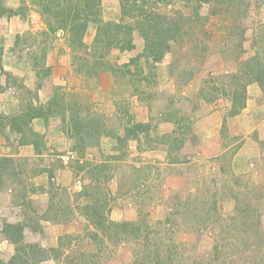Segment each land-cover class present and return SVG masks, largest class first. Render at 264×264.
I'll use <instances>...</instances> for the list:
<instances>
[{"label":"rangeland","instance_id":"rangeland-1","mask_svg":"<svg viewBox=\"0 0 264 264\" xmlns=\"http://www.w3.org/2000/svg\"><path fill=\"white\" fill-rule=\"evenodd\" d=\"M154 1L170 18L151 23L180 30L159 61L141 0H0V188L18 189L30 262L142 263L149 231L165 262L175 242L179 264H264V88L229 115L231 77L264 62V0ZM130 33L141 51L120 48ZM30 109L46 129H11Z\"/></svg>","mask_w":264,"mask_h":264},{"label":"trees","instance_id":"trees-1","mask_svg":"<svg viewBox=\"0 0 264 264\" xmlns=\"http://www.w3.org/2000/svg\"><path fill=\"white\" fill-rule=\"evenodd\" d=\"M98 1V0H96ZM142 1V7L139 6V10L142 12H145V24L148 27L155 28V35L149 37L148 33L146 30H141L142 31V36L145 39L146 43V48L150 49L151 54L153 55L154 59L159 61L166 52H168L171 48L170 45V40H173L177 38V35L180 33L179 28H177V24L172 23L168 25L165 28H161V26L158 23H151L152 20H155L157 17L161 18L164 22H166L170 17H168L167 14H162L157 9H155L154 6H150L148 9L145 8L144 5H147L150 3V0H141ZM155 0L154 2H156ZM208 0H200V3L202 2H207ZM94 4L95 5V0H89V4ZM152 3V2H151ZM200 3L198 4L197 7L200 6ZM90 4V5H91ZM151 5V4H150ZM137 6V5H136ZM1 13H10V14H15L13 13L12 8H8L5 6H1ZM17 13V12H16ZM198 14V13H197ZM162 21V22H163ZM144 22L142 24H144ZM110 25V24H109ZM115 27L120 29L123 28L124 26L120 23H116ZM133 30V28H132ZM173 32V34H172ZM127 39L124 40V44L120 46L121 49H132L134 47L133 39L131 33L128 34ZM112 38L113 34H112ZM231 86H230V100H231V108L229 111L230 116L237 115L241 112L246 107V100H247V87L249 84L257 82L262 88H264V62L257 57H251L245 61H243L242 65H240V68L236 73L233 74L231 77ZM216 90L218 88L216 87ZM207 100V99H206ZM208 100H211V98H208ZM19 119L21 125H17L16 127H13V124L11 125V128L13 129H18L21 130L23 127V124H27L29 121L33 120L36 117H42L41 112H35L34 110H29L26 113H23ZM14 120V119H12ZM146 125V124H145ZM138 126H143V123H140ZM227 127V121L226 118H224L223 122V128L225 129ZM13 163V159L9 156H0V167L5 166V167H10ZM7 170H0V175L3 172H6ZM138 223V222H137ZM136 222H123V223H113L116 225V227H125L128 228L132 227L134 229L135 233H137V230H140L141 223L137 224ZM150 229V227L148 228ZM6 238L14 243L16 245V252L12 256V258L9 261H4L0 258V264H39L42 262L45 257V254H36L37 256L34 257L33 261L30 262V257L32 255V250L28 251L30 254L27 256V249L32 246L33 244H27L25 248H23L24 245L20 248V244H23V226L20 224H10L8 223L6 225ZM151 233L147 231V235L145 236L146 240L143 243V247H141L139 253H137L138 256H140L143 261L142 263H139L138 259H136L137 264H153L155 261L158 263H164V257L162 256V248L159 246L158 242L152 239ZM145 235V233H144ZM143 235V236H144ZM153 246H155L153 248ZM36 247L40 248V251H42V247L36 245ZM23 248V249H22ZM20 249L22 252H20ZM179 245L175 242L170 245L167 256H166V262L165 264H179ZM25 251V252H23Z\"/></svg>","mask_w":264,"mask_h":264},{"label":"crops","instance_id":"crops-1","mask_svg":"<svg viewBox=\"0 0 264 264\" xmlns=\"http://www.w3.org/2000/svg\"><path fill=\"white\" fill-rule=\"evenodd\" d=\"M142 47H143V43L142 44L140 43V45H136V47L133 49H134V51L135 50L141 51ZM133 49H132V51H133ZM132 51L128 50L127 52H123L121 54L125 55L126 53H130ZM125 59H126V55H125V58L123 60H125ZM0 82H1V78H0ZM1 84H3V83L1 82ZM211 117H212V115L211 116L209 115L205 118L200 119L198 122L200 123V122H202V120L209 119ZM33 122H37L38 124L43 125L44 126L43 128H41V127L39 128V129H43V130H45L46 125H48V123H46L44 121V119L40 118V117L36 118V119L34 118ZM163 123L168 124L170 122L164 121ZM204 138L207 140L206 137H204ZM216 143H217V141H216ZM210 144L211 145H204L209 150V152L213 151L214 153H217L220 150V149H218L217 145H214V147L211 149L210 146H212L213 143H210ZM54 145H56V144L54 143ZM56 147H58V146H56ZM199 148H200V150H203V144H200ZM14 154H16V152H14ZM14 154H0V156H9V155L14 156ZM6 186L7 185H5V188H0V258L7 262L15 254L16 245L14 243L10 242L6 238V233H7L6 232V225L8 223H10V224H20L21 226H23V242H30L28 240L27 241L25 240L26 239L25 236L33 228L30 227L29 224L27 222H24L23 219L21 218V215L24 214L23 209H22V204L15 202L16 193L14 191H16L18 189L15 188L14 185H9L7 187ZM14 189H16V190H14ZM50 221H51L50 218H47V217H42L39 220V222L41 224H43V223L45 224V223L50 222ZM43 229H44V231L41 233V228H40L37 231L36 235H39V236L42 235L43 236V233L45 232V229H46L45 225L43 226ZM32 231H34V229ZM39 236H38V238H39ZM34 241H38V239H34ZM41 244H43V243H40V245Z\"/></svg>","mask_w":264,"mask_h":264}]
</instances>
